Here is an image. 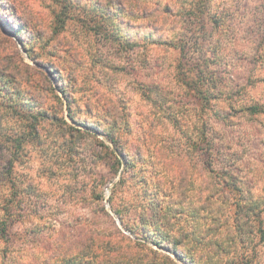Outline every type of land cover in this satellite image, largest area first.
Wrapping results in <instances>:
<instances>
[{"label":"rangeland","instance_id":"374dc122","mask_svg":"<svg viewBox=\"0 0 264 264\" xmlns=\"http://www.w3.org/2000/svg\"><path fill=\"white\" fill-rule=\"evenodd\" d=\"M98 1L0 0V225L9 232L0 240V263L2 250L7 264L62 257L89 232L115 242L119 230L144 243L122 217L138 230L154 223L173 237L190 236L183 248L190 257L203 249L199 240L213 218L222 230L246 235L243 244H222L224 259L264 264V0H214L210 8L220 25L206 33L211 41L221 35L225 48L218 72L244 87L233 96L237 112L227 125L193 109L179 79L180 52L149 44L145 19L124 16L137 26L126 37L143 47L120 51L116 20L105 19L106 4ZM150 83L160 90V106L143 93ZM180 102L191 139L205 129L206 154L173 128ZM112 130L122 144L108 140ZM244 179L249 192L240 201L233 185ZM198 187L201 195L216 194L201 196L204 209Z\"/></svg>","mask_w":264,"mask_h":264},{"label":"trees","instance_id":"16d2710c","mask_svg":"<svg viewBox=\"0 0 264 264\" xmlns=\"http://www.w3.org/2000/svg\"><path fill=\"white\" fill-rule=\"evenodd\" d=\"M67 1V5L71 3V0ZM105 2L103 4V14L105 19L116 20L113 26L112 33L113 40L118 41L119 50L123 53H130L142 46L139 42L131 41L126 37V34H130V30L137 28V26H131L130 21L125 22L124 16H130L134 18H143L146 20L144 27L149 29L147 40L149 44H153L163 49L178 50L180 52V60L178 63V69L182 73L179 78L184 87H186V96L189 97V103H193L195 111L209 110L214 114L216 119L222 121L225 125L229 122H233V116H236V102L234 101L235 92L241 91L244 88L241 85H234L233 82L229 83L225 77H222L218 72V69L222 66V53L225 48L222 46V36L214 38L216 41L210 39L206 33V28L219 30V22H215L214 15L211 14L210 8L213 5L214 0H196L188 3L183 0L181 3L172 2L171 0H129L133 3L131 9H124L121 5L124 0H101ZM98 1V4H102ZM221 15V14H219ZM117 17L116 19H113ZM220 18V16H218ZM206 20L209 24H206ZM118 23V26L116 25ZM190 25L189 29L186 25ZM213 25V27H212ZM128 31V32H127ZM190 32L191 37H186V33ZM202 35L201 41L193 37V35ZM119 35V36H117ZM203 38V39H202ZM261 43H256L254 50L257 53ZM198 54L196 59H193L192 53ZM197 50V51H196ZM195 54V53H194ZM188 68L185 70V67ZM183 70L193 72L194 79L187 81V77L183 74ZM180 73V74H181ZM199 84L205 89L199 88ZM223 84L227 87L223 93L219 91L218 86ZM147 88L142 89L143 93H147L149 99L155 105L160 106L162 100L160 99V90L157 91L158 86L146 85ZM2 90L0 91V93ZM188 104V103H187ZM178 112L181 115L175 117L172 121L173 128L178 133L183 132V135L188 136L190 145L199 154H206L208 152L207 146L209 139L205 129H199L196 131L199 134L197 140L191 139L189 133V124L187 129H183V123L181 122L182 114L187 113V110L183 109V102L177 104ZM186 107V105H185ZM187 108V107H186ZM172 116V115H170ZM68 117L71 121H75L74 117L68 113ZM67 124V123H66ZM177 126V127H176ZM196 126V125H195ZM199 127H195L197 130ZM73 129V128H72ZM105 132V131H102ZM108 140L115 146L122 144V141L115 138V133L112 131L105 132ZM19 138L16 140L18 148L21 146ZM125 152V153H124ZM121 154H126V148L121 147ZM138 158H143L142 153L138 154ZM209 159V156L206 157ZM130 164V163H129ZM165 164H163L164 166ZM204 165L208 164L204 162ZM135 165H133L134 167ZM205 178L204 174H200L199 177ZM233 181V180H232ZM254 181V180H253ZM206 182L208 180L206 179ZM228 183V179L225 180ZM234 182V181H233ZM253 183V182H252ZM246 182L240 180L238 185L234 186V193L239 195L240 201L245 199L246 193L249 191L246 189ZM200 187H198V194L196 201L204 209V201L202 197H205L210 201L213 197H216L215 193H208L207 195H201ZM251 195V193H249ZM256 207V203L251 204ZM254 209V207H252ZM252 210V209H251ZM153 217H156L153 216ZM151 217V218H153ZM123 226L129 230L135 237L140 238L144 243L152 244L153 247H149L144 243L136 242L131 238L125 236L121 231H117L118 235L115 242L110 240L105 241L102 238L97 237L96 234L90 233L83 235L72 244L67 252L61 256H51L50 258L37 257L33 264H204L208 257L212 258L211 264H236V261L230 259H224L227 253V248L224 250L222 244L229 243L230 246L236 244H243L246 239V235L237 229V233L234 229L226 226V229L222 230L220 226L214 225L212 218L210 226L204 231V234L200 237V245H203V249L197 252L195 256L190 257L184 252L185 245L190 241V236L186 238L173 237L168 232L164 233L162 229L156 228L155 224L145 223L140 230L134 225L132 227L130 223H124L122 217H120ZM234 222V221H232ZM233 227L237 225L232 224ZM155 226V229L153 227ZM223 226V225H222ZM225 227V226H223ZM0 240L7 242L9 232L6 228V224L0 225ZM226 234L227 236H224ZM214 235H218L216 241H214ZM221 235V236H220ZM225 237H223V236ZM141 236V237H138ZM114 244V245H113ZM157 247L159 250L154 249ZM215 247L218 249L216 250ZM161 250L167 251V253ZM175 256V258L172 257ZM2 261L0 264H7L6 251L2 250ZM240 262V261H239Z\"/></svg>","mask_w":264,"mask_h":264}]
</instances>
